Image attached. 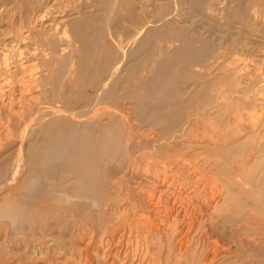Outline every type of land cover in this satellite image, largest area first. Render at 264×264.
Returning a JSON list of instances; mask_svg holds the SVG:
<instances>
[{
    "label": "bare ground",
    "instance_id": "obj_1",
    "mask_svg": "<svg viewBox=\"0 0 264 264\" xmlns=\"http://www.w3.org/2000/svg\"><path fill=\"white\" fill-rule=\"evenodd\" d=\"M38 1L40 2L41 0H38ZM81 1H83V2L80 6H78V8H79L78 9L79 12L77 13L78 17L76 19H74L73 23H71L72 34L69 35L68 33L64 32V30H63V32L66 34L64 35V37L62 39H60L64 43L63 44L60 41L62 43V44H59L61 46V50H58V41L56 39L57 34L56 35L54 34V30H56V27H55L56 24H55V25H53L55 29L53 27H50L47 30L45 29V32H44L45 35L44 36H45L46 48L42 51H40V50L36 51L37 53H33L34 51L32 52L33 59L36 60V62L38 64L33 65L34 62L32 61L33 64H31L29 62V60L24 61V59L22 58L23 53L21 54L22 57L20 59H19L20 55H18L19 56L18 60H13L11 58H9V59L6 58L3 60L0 57L1 58L0 59V157L5 155L6 153H8L5 155V157L6 156H8L9 158L11 157L12 160L14 161L13 166L9 167L7 169V172L4 173V176L0 179L1 180L0 181V193L3 191L2 194H0L1 197L3 195L2 198L0 197V199H1L0 200V214H5V218H7V221L9 220V222L12 226V233H11L12 236L14 238L15 237H22L23 240L25 241L24 244L26 246L30 245L29 239L33 238V236H30L29 234L25 233L24 231L26 229H31V231H33L34 229H38V224H40L39 218L36 217V214L37 213L43 214V213H47V212L55 210L58 213H62V212H63V214L65 213L66 217H72L71 221L67 220V223H68L67 229H76V230L80 229L81 225H78V223L81 224L83 222H79L78 215L84 216V218H87V220L84 221V222H87V223H84V225H85L84 230H86L88 232H90V231L87 229L88 226H86V225L91 224L93 226H96V224L94 225L92 222H97L99 224V230H103V231H101L102 232L101 233L102 239L100 240V242L104 243V244L107 242L108 246L114 245L115 248L120 247V248H117V250L115 251L116 253L114 254L115 258H114L113 263L118 262L119 258L123 256L122 255L123 252H124V255H126L125 258L129 259V260L131 258H133L134 256H136V253L133 252L135 255L133 257L132 256L130 257V251L128 249L126 251H124V249H123V246H125V243H135V244H137L136 246H140V244H142L146 249V254H149V256L152 255V252H156L157 256H158V261H159V262H156L157 264H217L221 258H225L226 256L231 254V251H230L231 248L230 249L226 248L227 245L223 244V242H221L222 240L219 241L220 239L213 240L214 236H215L214 234L212 235V232H213L212 229L213 228L212 227L211 228L206 227V223H205V226L202 224V221L204 222V217H205V219L211 217L210 212L213 209L212 206L215 205L213 200L209 201L207 199L209 201V203L211 201L213 203L211 202L210 203L211 205L209 204L210 205L209 209L207 207V210H203L202 207L199 205V203L196 202L197 201L196 198L194 197L195 198L194 200H196V201L192 200V198H191V195L195 196L202 186L200 184V180H199V178L202 175V171H201L200 167L198 166L199 162L197 164H190V163L187 164L188 162H186L185 159L180 158L181 155H177L176 153L171 152V149H174V150L179 149V147L182 143L180 144V142H178V141L181 140V138L185 137L187 130H188L187 129L188 127L185 128V126H187V124L183 125L182 127H179V125L183 123V122H180V121H183V120H181L182 117L184 116V115H182L183 113L180 112V114H178L176 116L174 115L175 116L174 119H170L171 114L174 112L168 113L165 111V109L166 108L168 109V107L172 108L174 106L182 107L184 109H188L190 104H189V102L183 100V99H186V98H183L184 96H186V94L184 96H182L183 99L180 96L179 82H176L178 79L180 80V78L176 79L177 75L180 74L179 73L180 71H178V73H179L178 74L176 71L177 69L174 70V68H172L173 69L172 71H176L175 73H177V75H175V73H174L173 76H176V78L174 77L176 81L174 80L175 82H172L171 84L167 81L168 78H167V80H163L165 78H163L162 73L165 70H167L168 66L170 65V61L175 62V64H177V63L179 64L180 61L178 62L177 60L179 59L180 54L183 53V50L181 49V51L179 50L178 52H175V54L171 56L172 59L170 61L167 60L164 63L162 61L161 64H159V60L153 61V63H151L152 65H151L150 69L148 71L145 70L144 72H142L139 79L137 80V82L135 81L136 79L134 80L135 82H133V83H136V84H134L133 86L130 87L132 90V94L128 96L131 98L134 97V92L144 91V90L149 91L150 85L148 83V80L153 76V81L151 82L152 83L151 88H152L155 95L150 94L151 96L147 95L145 97H143V96L137 97V99H136L137 103L133 105V109L137 110L139 113L136 112V114H135L131 111L126 112L125 110L124 111L120 110V108L122 107L121 106L122 104L120 101H122V99H123V98H120V94H122V91L120 89H119V92L120 91L121 92L120 93L117 92V93H119V97L118 96H111L112 94H110V92L113 93L115 91V87L117 88V86H118L117 85L118 84L117 77L119 75H121L120 73H121V67H122L120 62H122V60L125 59L126 55H123V57L121 56L122 59L120 61L118 60L119 63L116 62L113 65L114 67H111L113 69L111 71H109L108 73L104 74L105 65H103V67L99 68V71L97 72V74L100 77H104V80H105V77L107 78V81H105L106 84L104 85V83H103V86L101 88L99 87L100 88L98 91L99 93L96 96L91 97L85 101L84 107L82 109L70 110L69 109L70 105H69L68 101L60 103L56 100V98L58 97V94L60 95V92L58 93L56 90V85H57L56 78L58 76V60L60 59V57H61L62 61L67 59V62H69V65H64L66 68L64 67L65 70H63L61 72V76H62L61 79L62 78L66 79L64 81H68L69 79H72L74 74L76 73L77 68L75 65H77V64H75L76 62L72 64V62L74 61L75 58H79L78 66L81 69V71L86 72V70L88 68H90V66L88 64L89 63L88 56L91 53V50L89 49L86 42L82 39V37H83L82 35L85 32H87V27L83 26V25L86 21H88V23H90L93 20V18H96V17H94V15H93L94 13H91L92 15L89 14L90 16L88 17L87 16L88 13L85 14V12H84L85 9L87 8V7L85 8V6L87 4L86 1H90V0H81ZM135 1L136 0H107L106 3H104L105 1L104 2L102 1V2L105 5L108 4L109 16H111V18L112 17L117 18L120 16L121 11H124L125 8H127V7H125L126 5L132 6ZM177 1L176 0L174 1L176 3V6L179 3ZM199 1H200L199 2L200 8H198V9L200 11L198 9L197 10L195 9L194 11H196V12L199 11L200 17L203 20L209 21V23H211V24H208V22H207L208 26H204L201 28H209L211 32H214V33H209L210 35L207 36L208 37L207 38V37H204L203 36L204 33H202L200 31L203 34V35L201 34L202 37L206 38V39L201 40V46L199 49V54H200V56L204 62L205 61L208 62L209 60H213V59H219L220 60L221 58H223L225 56L224 53H226V49H225L224 53H221L222 52L221 50H220L221 52H219V53L218 52L212 53V51H216V50L214 49L211 51V48L212 47L214 48L215 46H218V48H222V43H218V44L216 43V41L218 40L217 39L218 36L216 38H215V36L220 35L221 33L222 34L226 33L229 35L231 30L233 29V26H232V22H233L232 20L233 19L234 20L238 19L240 21L241 27H243L242 29H244L246 32V29L244 28V26H245L244 24L249 23L252 20H255V18H257V15L260 16L262 11H264V0H252V1L249 0L251 3H247V4H249L247 7H244V4L246 5L247 0H228V3L225 2L227 0H199ZM77 2H78V0H77ZM147 2H149V1H147ZM53 3L54 2H52L51 5ZM57 3H58V1H57ZM187 4H189V3H187ZM14 5H18V4H14ZM32 5H34V4H32ZM89 5H91V4H89ZM96 5H98V4H96ZM119 5H120V8H119ZM158 6H162V5H158ZM192 6H193V4H192ZM174 7H175V5H174ZM50 8H51V6H50ZM52 8H51L52 10L55 9V7H52ZM48 9L49 8H47V10ZM158 9H159V7H158ZM192 9H193V7H192ZM44 10H42L41 12H38V13H40L39 15L36 14L37 17L36 16L35 17L37 18V21H36V18L34 17V20H35L34 23L37 22L39 24V22H41L42 19L44 20L45 17L48 16V12L46 11V14H47L46 15L44 13ZM141 10H139V11H141ZM91 11H92V9H91ZM100 11H102V10H100ZM162 11H164V10H162ZM184 11H185V9H184ZM31 12H33V11H31ZM55 12H56V10H54L53 14ZM60 12L61 11L59 10V13ZM172 12H173V10H172ZM172 12H171V14L167 13L168 15L159 17V18L154 19V20L149 19L150 21L143 24V26H141V27L139 26L137 29V31L139 32L138 35H137V33H135L136 31L135 32L133 31L134 32L133 34H136V37H134L131 42L129 41L130 43H127V45L128 44L129 45L126 47H128L131 50L134 48H138L142 42L141 41L142 39H140V36L148 37V36H151L152 34L153 35L154 34H156V35L161 34L162 31L172 30V28L174 26H177L176 24L178 23L177 21L174 20L173 15H172V14H176V13L175 12L172 13ZM196 12H194L195 16L197 15ZM49 13H50V11H49ZM59 13H57V14H59ZM103 13H105V12H103ZM183 15H184V13H183ZM189 15H191V14H189ZM197 16H196V18L198 19L199 17H197ZM176 17L177 16H175V18ZM68 18H71V17H68ZM73 18H75V15ZM184 19H182V20H184ZM192 19H194V18H192ZM185 20H184V22H185ZM223 20H224V22H222ZM238 20H236V21H238ZM64 21L65 20H63V23H64ZM198 21L200 23L202 20L199 19ZM28 22L31 23L33 21H31V22L28 21ZM184 22H183V24H185ZM43 24H42L43 27L46 26ZM50 25L52 26V24H50ZM93 25H95V24H93ZM105 25H106V23H105ZM105 25H103V27ZM31 26L29 25L30 28H31ZM33 26H34V24H33ZM185 26H186V24H185ZM188 26H189V24H188ZM29 27H27V28L29 29ZM105 27L103 29H105ZM180 27H181V25H180ZM38 28L40 29L42 27L38 26ZM65 28H66V26H65ZM182 28H184V27H182ZM190 28H191V25H190ZM18 29L21 30V28H18ZM34 29H36V28H34ZM58 29L59 28H57V31H58ZM197 29L198 28L196 27V30ZM108 30H109V28H107V31ZM22 31L25 32V30L22 29L21 31H19V32H21V35L23 33ZM29 31H30V29H29ZM29 31H27V32H29ZM98 31H97V33H98ZM181 31H182V29H181ZM192 31H194V29H192ZM19 32L16 34L14 33V35L19 34ZM181 33L182 32H180L179 34H181ZM184 33H183V35H184ZM206 33H205V35H206ZM27 34H23V35H26V37H27ZM35 34H36V32H35ZM109 34H110V32H109ZM192 34H194V33L192 32ZM214 34H216V35L213 36ZM243 34H245V33H243ZM21 35H18V36H21ZM59 36H60V34H59ZM59 36H57V37H59ZM61 36H62V33H61ZM189 36H191V35L189 34ZM219 38H220V41L224 40V38L221 35ZM120 39L121 38L119 37V40ZM230 40H231V37H230ZM23 41L25 42L26 40H23ZM184 41L187 42V40H184ZM158 42H160V41H158ZM179 42H183V40H181ZM186 42H185V44L188 43V42L187 43ZM1 43H3V42H1ZM12 43L14 44V42H12ZM160 43H162V42H160ZM173 43H175V42H173ZM8 45L9 44H7L6 46H8ZM240 45L243 46L244 44L242 43ZM11 46L13 47L14 45L11 44ZM122 46L124 47V45H122ZM163 46L164 45L161 44L160 47L158 48V53H159V55L161 54V57H162V53H163V51H162ZM167 46H169V44ZM172 46H173V44L170 46V48H172ZM176 46H177V44H176ZM187 46H189V45H187ZM195 46H199V44L198 45L196 44ZM232 46H235V45H232ZM17 47L18 46H16V48ZM28 47H29V45L25 49H28ZM62 47H64V49H62ZM223 47L227 48V46H223ZM1 48H2V50L7 51L5 48L3 49V47H1ZM9 48H7V49H9ZM23 48H24V46H23ZM117 48L114 50L117 51L118 50ZM170 48L168 50H170ZM59 49H60V47H59ZM68 49H69V51H68ZM122 49H124V48H122ZM175 49L176 48H174V50ZM9 50H8V52H9ZM128 50H125V52L123 54L128 52ZM146 50H148V49H146ZM222 50H224V49H222ZM229 50H230V48H229ZM191 51H193V50H191ZM12 52H14V51H12ZM17 52L19 54V53H21V50L17 51ZM3 54H2V57H3ZM97 54H99V53H97ZM115 54H117V53H115ZM215 54H216V56H214ZM5 55H7V54H5ZM27 55H28V53H27ZM8 56H5V57H8ZM32 56H30V58ZM116 57H117V55H116ZM118 57H119V59L121 58L119 55H118ZM142 57H144V56H142ZM236 57H238V56H236ZM117 58L114 61L113 60L112 61L115 62L117 60ZM192 58H193V56L191 55V58L189 57V59L186 60L187 64H191V62H193V60H195V59L192 60ZM197 58H199V57H197ZM229 58H231V57H229ZM128 59L129 58H127V60ZM137 59H140V58L137 57ZM159 59H160V56H159ZM37 60L39 62L42 61V63H39ZM70 61H72V62H70ZM125 61H126V59L123 62H125ZM136 61H138V60H136ZM139 61H141V60H139ZM218 61L216 63L217 65H218ZM133 62H135V61H133ZM186 62L183 61L182 63L186 64ZM222 62H223V60H222ZM28 63H30L31 65H28ZM70 63H71V66H70ZM209 63L208 64L206 63L205 65L209 66ZM145 64L147 65V62ZM197 64H198V62H197ZM220 64H222V63L220 62L219 66H221ZM192 65L194 67V63H192ZM123 66H124V64H123ZM196 66L197 65H195V67ZM73 67H75L76 70H74ZM182 67H183V65H182ZM144 68L147 69L148 67L146 68L144 66ZM177 68L179 70V66H177ZM187 68H189V67L187 66ZM109 69H110V67H109ZM191 69H192V67H191ZM204 70H205L204 72L206 73L207 72L206 70H208V69L206 68ZM172 71H171V73H172ZM187 71H189V70H187ZM198 71H200V69ZM191 72L192 71H190V73ZM201 72H203V71H200L199 73L201 74ZM123 74H125V73H123ZM181 74H183V73H181ZM183 75H185V74H183ZM195 75H194V77H195ZM125 78L128 79L127 77H125ZM220 78L218 80H220ZM222 78H223V76H222ZM223 79H221V81ZM198 80H200V79H198ZM211 81L213 83L216 82L215 80L214 81L211 80ZM70 82H71V80H70ZM208 83H209V81H208ZM61 85H62V83H61ZM100 85H102V84H100ZM200 85H202V84H200ZM62 86H64V85H62ZM124 86H126V85H124ZM210 87H211V85H210ZM199 88H201V87H199ZM60 89L61 88H59V90ZM124 90H126V89H124ZM187 90H190V89H187ZM197 90H198V88H197ZM60 91L62 92V90H60ZM105 93L110 94L111 97L109 95H106ZM195 94H192L191 96H194ZM229 95H231V94L229 93ZM225 96L227 97L226 94H225ZM131 98H129V99H131ZM66 99H68V98H66ZM181 99H182V102L180 103ZM80 101H83V100L80 99ZM125 105H126V102H125ZM236 106H237V104H236ZM130 107H131V104H129V109L131 110L132 108H130ZM123 109H124V107H123ZM203 109H205V108H203ZM100 110H101V112H100ZM181 111H182V109H181ZM190 113H192V111ZM203 113H204V111H203ZM235 113H238V112H235ZM188 114L189 113H187V116H188ZM193 114H194V112H193ZM193 114L192 115L189 114V115L192 117ZM197 114H199V112L198 113L196 112V115ZM212 114H214V113H212ZM132 115L135 116L134 119L131 117ZM249 117H250V114H249ZM194 118H196V117H194ZM233 118H235V117H233ZM246 118H248V117H246ZM192 119H193V117H192ZM192 119H191V121H193ZM209 119H210V117H209ZM200 120L198 119V121H200ZM188 121H189V119H188ZM238 121H240V119ZM202 122H203V120H202ZM210 122H211V120H210ZM134 123L137 125H140L141 123H145V124L150 123L152 125H161V127L162 126L163 127L161 130H159V132H156L157 128L156 129L152 128L153 132L150 130V128H149L150 131H147V130L144 131L143 130L141 132L142 129H140V127L137 128L136 127L137 125H135ZM185 123H187V122H185ZM227 124H229V122H227ZM238 124H240V123H238ZM238 124H237V126H238ZM142 125H144V124H142ZM205 125H207V124L205 123ZM218 127H220V126H218ZM245 127H247V126L245 125ZM160 128H158V129H160ZM210 128H211V126H210ZM210 128H208V129H210ZM225 128L227 129V126ZM225 128H224V130H225ZM212 129H213V127L210 129V131ZM215 129H214V131H215ZM247 129L250 130L249 127H247ZM196 130H195V132L193 130V134L198 133V132H196ZM205 130L206 129L203 130L204 131L203 134L200 133V134H202L201 136H203L206 133ZM219 130H221V129H219ZM224 130H223V132H224ZM199 131H200V129H199ZM228 131H230V129ZM251 131H252V129H251ZM251 131H250V133H251ZM140 132L143 134H141ZM234 132H232V133H234ZM217 135L215 133L214 137H216ZM204 136H206V135H204ZM224 136H225V134H224ZM11 137L16 138V140H11ZM212 137L213 136L210 137V135L206 136L204 143L208 144V147L211 146L212 143L215 142ZM225 137L227 138V136H225ZM225 137H224V140H225ZM220 138H221V140L223 139L222 137H220ZM234 138H235V142H236L237 138L236 137H234ZM228 139H229V137H228ZM230 139H232V138H230ZM217 140H218V138H217ZM193 141H195V140H193ZM225 141L224 142L222 141V143L224 145H225ZM232 141H233V139H232ZM170 142H172V143H170ZM185 144H186V142H185ZM194 147H196V146H194ZM190 149L192 150V148H190ZM10 151H13V152L9 153ZM195 152H196V150H195ZM10 154H11V156H9ZM192 157H194V156H191V158ZM252 159L253 158H251V160ZM1 160H2V158H0V161ZM12 160L10 161L11 163H12ZM192 160H193V158H192ZM210 166H211V163H210ZM235 166H236V164H235ZM1 169H3V168H1ZM213 171H214V169H213ZM0 173H1V171H0ZM241 173H242V175L246 173V167L241 168ZM209 174H211V173H209ZM208 176L212 177L211 175H208ZM213 178L214 177H212V179L211 178L210 179L213 180ZM210 179H209V181L207 180V182H205V185L208 182L211 183ZM216 181L218 182V180H216ZM212 184H213V182H212ZM209 185H211V184H209ZM213 185H216V184H213ZM217 187L218 186H216L214 188H217ZM205 188L206 187H204V190H205ZM214 188H212V189H214ZM208 191L207 192L205 191V192L208 193ZM217 191H219V193H221L220 196H222V192L220 190H217ZM215 192H216L215 189H214V193L211 192L212 194H214L213 195L214 197L217 195ZM123 193H127V194L130 193L129 195L134 200L131 201V199L130 200L127 199V201H123L125 199V198H123ZM184 194H186V196H184ZM208 194H210V191ZM223 194H225V193H223ZM202 195H204V194H202ZM218 195L216 197H218ZM124 196H125V194H124ZM122 198H123V200H122ZM208 198H211L210 195L208 196ZM200 199H202V198H200ZM199 202H200V200H199ZM204 202H206V201H204ZM204 204L205 203H203V206H206ZM123 206H126V208H127L126 213L127 214H131L133 211H135L137 213H141V214H144L145 212L150 211L149 212L150 215H153L156 219H158L160 221V223L155 224L154 222H152L153 219L149 220L148 218H146V215H148V214H145L146 220H144L143 225L136 224V222H135L136 220H134V218H135L134 216L133 217L131 216L132 219L130 216L127 217V219L126 218L124 219L123 217L116 215L117 210L121 209ZM88 209L90 210L89 214L87 211ZM118 212H120V211H118ZM95 215H96V217H95ZM142 216L144 217V215H142ZM142 216H141V218H142ZM128 218H130V220ZM1 219H4V218L1 217ZM62 219L63 218H59L58 220H62ZM124 220H126V221L123 222ZM5 221H6V219H5ZM57 222H60V221H57ZM116 222H121V223L119 224ZM197 222L201 223L199 227H197L198 226ZM6 223H8V222H6ZM105 223H111V224L105 225ZM241 224L243 226V223H241ZM55 225L57 228L62 227V225L60 223L54 224V226ZM69 225H71V228H69L70 227ZM48 226H50V225H48ZM82 227H84V226L82 225ZM6 230H7V228L5 229V231ZM230 230H231V228H230ZM35 232L37 233L38 231H35ZM93 232H94V230H93ZM38 235H40V234H38ZM2 236H4V235H2ZM35 236L36 235H34V237ZM72 236L74 238H76L75 234H72ZM247 237H248V235H247ZM5 238L3 240H5ZM11 238L9 237V239H11ZM64 238H65V236H64ZM86 238L91 240V241L93 240L92 238H89V233H88V234H84L83 236L79 235V240H77L76 242L82 243L86 240ZM248 239L249 238H247V240ZM42 241H43V239H42ZM62 242H64V241H62ZM93 242H94V240H93ZM239 242H242V241H239ZM254 242H256V241H254ZM9 243H11V242H9ZM107 243H106V246H107ZM233 245H235V244H233ZM101 247H100V249H101ZM131 248H133V247H131ZM137 248L138 247H136L135 249L137 250ZM143 253L140 254V256H139V253L137 252V255L139 256L138 258H140V259L138 260L136 258H133L132 264H135V263H133L134 260L137 261L136 263H138V264H145L143 262V259H142ZM105 256L108 257L109 255L105 254ZM155 256H156V254H155ZM110 257H111V254H110ZM254 259L256 260V259H258V257L255 256ZM160 260H162V261L160 262ZM123 264H126V262ZM152 264H154V263H152Z\"/></svg>",
    "mask_w": 264,
    "mask_h": 264
},
{
    "label": "rangeland",
    "instance_id": "obj_2",
    "mask_svg": "<svg viewBox=\"0 0 264 264\" xmlns=\"http://www.w3.org/2000/svg\"><path fill=\"white\" fill-rule=\"evenodd\" d=\"M57 1H58V3H57ZM102 1L103 2L105 1L104 3L107 2V0L86 1L87 4H86L85 8L86 7L87 8L84 11L85 14L88 13L87 14L88 17L90 15H92L91 13H94L93 15H94V17H96V18H93V20L90 23H88V21H86L83 25V26L87 27V32H85L82 35L83 36L82 39L86 42L89 49L91 50V53L88 56V59H89L88 64H89L90 68H88L86 70V72L81 71V69L78 66L79 58H75L73 62L72 61H70V62H72V64L76 62L75 64H77V65H75L77 70L75 67H73L74 70H76V73H75L76 75L74 74V76L72 78L73 80L69 79L68 81H64L66 79L65 78H62L63 80L61 79V77H62L61 72L63 70H65V68H66L64 65H69V62H67V59L62 61V59L60 57V59L58 60V76L56 78V81H57L56 90L58 93L60 92V95L58 94V97L56 98V100L60 103L68 101L69 105H70V107H69L70 110L82 109L84 107L85 101L91 97L96 96L99 93L98 92L99 89L103 86V83H104V85L106 84L105 81H107V78L105 77V80H104V77H100L97 74V72L99 71V68H101V67H103V65H105L104 74L108 73L109 71H111L113 69L111 67H114L113 65L116 62L119 63L118 60L120 61L122 59L123 55H126L125 56L126 61L123 62L125 60L124 59V60H122V62H120L122 67H121V73H120L121 75H119L117 77V82H118L117 85L118 86L116 85L117 88L115 87V91H114L115 93L110 92V94H112L111 96H118L119 97V93L122 91V94H120V98H123V99H122V101H120L122 104L121 105L122 107L120 108V110H122V111L125 110L126 112L131 111V112L136 114V112L137 113H139V112L137 110L133 109V105L137 103V100H136L137 97H139V96L145 97V96L150 95V94L155 95L152 88H151V84H152L151 82L153 81V76H152L148 80V83L150 85L149 91L144 90V91L134 92V97H132V98L128 97L129 95L132 94V90L130 87L133 86L134 84H136L133 82H135V81L137 82L141 73L144 72L145 70L148 71L152 65L151 63H153V61H155V60H159V64H161L162 61H163V63L166 62L167 60L170 61L172 59L171 56L174 55L175 52H178L179 50L181 51V49L183 50V53L180 54L179 59L177 60L178 62L179 61L180 62L181 61L186 62V60L189 59V57L191 58V55H192L193 56L192 60L193 59H195V60H193V62H191V64H187V62H186V64L185 63L183 64L182 62H181L182 64L180 62H179V64L178 63L175 64V62L170 61V65L167 68L168 71L165 70L162 73L163 78H165L163 80H167V78H168L167 81L171 84L172 82L176 81L175 80L176 76H173L174 73L176 71H177V73H178V71H180L179 72L180 74L178 73L179 75H177V73H175V75H177L176 79L180 78V80L178 79L176 81V82H179L180 96L182 98V96H184L186 94V96L183 97L186 99H183V98L182 99L184 101L189 102V104H190L188 109H184L182 107H176V106H174L172 108L168 107V109L167 108L165 109V111L168 113L174 112L171 114L170 119H174L176 115L180 114V112L183 113L182 115H184V116L181 119L183 121H180L183 123L180 124L179 127H182L183 125H186V124H187V126H185V128L188 127L187 128L188 130H187L185 137L181 138V140L178 141V142H180V144L182 143L180 145L179 149H177V150L171 149V152L176 153L177 155H181L180 158L185 159L186 162H188L187 164H189V163L190 164H197L199 162L198 166L200 167V169L202 171V175L199 178V180H200V184L202 186L195 196L191 195V198H192V200H194L196 198L197 201L196 200H194V201L199 203V205L202 207L203 210H207V207L209 209V206L211 205L210 203L212 202L211 201L209 203V201L213 200V202L215 203V205H214L215 207L212 206L213 211L211 210V212H210L211 217L207 218V219H205V217H204V222L202 221V224L205 226V223H206V227H208V228L212 227L213 228L212 229V231H213L212 235L213 234L215 235L213 240L220 239L219 241L222 240L221 242H223V244L227 245L226 248L232 249V250L230 249L231 254L226 256L225 258H221L217 264H264V11H262V13H261L262 16L257 15V18H255V20H252L251 22L244 24L245 25L244 28L246 29V32L244 29H242L243 27H241L240 21L238 19H235V20L233 19L232 20L233 21L232 22L233 29L231 30L229 35L226 33L220 34L224 38V40L220 41V38H219L220 35L214 34L213 36L216 35L215 38L218 36L217 37L218 42L216 41V43L217 44L222 43V48H218V46H215L214 48L213 47L211 48V51L215 49L216 51H212V53L213 52L219 53L221 51H222L221 53H224L225 49H226V53H224L225 56L223 58H221L220 60L219 59H213V60H209L208 62H206V61L204 62L203 59L201 58L200 54H199V49L201 46V40L206 39V38L202 37V35H203L202 33H204V35H203L204 37H207L210 35L209 33H214V32H211L209 28H201L204 26H208L207 22H208V24H211V23H209V21L203 20L200 17V14H199L200 10L198 9V8H200V5H199L200 1L199 0H178V1L176 0L177 2H179L177 4V6H176V3L174 2L175 0H172V1L171 0H155V1L154 0H136L132 6H129V5L125 6L127 8H125L124 11H121L120 16H119L120 18L119 17H117V18L112 17L111 18V16H109V12H108V8H109L108 4L105 5ZM147 1H149V2H147ZM250 1H252V0H250ZM250 1L247 0L246 5L244 4V7H247L249 5L247 3H251ZM40 2L38 0L37 1L36 0L35 1L34 0H15V1L14 0H0V44H1L0 45V57L3 60L6 58L18 60V57H19L18 55H20V57H19V59H20L22 57L21 54L23 53L22 58L24 59V61L29 60V62L31 64H33V62H34L33 65H36L38 63L36 62V60L33 59L32 52L34 51L33 53H37L36 51H38V50L42 51L46 48L45 36H44L45 35L44 34L45 29L47 30L50 27L54 28L53 25L56 24V26H55L56 30H54V34L55 35L57 34V36H59V34H60L59 37L56 36V39L58 41V50H61V46L59 44L63 43L62 40H60V39H62L66 33H68L69 35L72 34L71 23H73L74 19H76L78 17V15H77V13L79 12L78 6H80L83 1L78 0V2H77V0H53V1L52 0H43V1L41 0ZM52 2H54L53 4L55 6L53 4L51 5ZM225 2L228 3V0ZM88 3L91 5H89ZM187 3H189V4H187ZM14 4H18V5H14ZM32 4H34V5H32ZM96 4H98V5H96ZM192 4H193V6H192ZM158 5H162V6H158ZM174 5H175V7H174ZM50 6H51V8L55 7L54 10H56V12L54 14H53L54 10H52L53 8L51 9ZM157 6L159 7V9ZM192 7H193V9H192ZM47 8H49L50 10L49 9L47 10ZM119 8H120V5H119ZM183 8L185 9V11L187 10L188 12L186 11L187 12L186 13ZM91 9H92V11H91ZM195 9L196 10L198 9L199 11L196 12V11H194ZM42 10H44L45 14H46V11L48 12V16H46L44 19L45 21L42 19L41 22H39V24L37 22L34 23L35 22L34 17L36 16V14L39 15L40 13H38V12H41ZM59 10L61 11L60 13H59ZM100 10H102V11H100ZM139 10H141V11H139ZM162 10H164V11H162ZM172 10H173V12H172ZM31 11H33V12H31ZM49 11H50V13H49ZM94 11L95 12L97 11L98 13L96 12L97 13L96 14ZM103 12H105V13H103ZM171 12L176 13V14H172V15H173L174 20L178 22L176 24L177 26H174L172 28V30L162 31L161 34H157V35L152 34L151 36H148V37L140 36V39H142L141 40L142 42H141L139 47L137 46L139 49L134 48L131 50L128 47H126L129 45V44L127 45V43H130L133 40V38L136 37V34H133L135 31H136L135 33H137V35H138L139 32L137 31V29L139 26L140 27L143 26V24L150 21L149 19L154 20V19H157L159 17L168 15L167 13L171 14ZM194 12H196L197 15L199 14L198 16L196 15L197 17H199L198 19L196 18ZM57 13H59V14H57ZM183 13H184V15H183ZM189 14H191V15H189ZM74 15H75V18H73ZM175 16H177L176 17L177 19L175 18ZM68 17H71V18H68ZM192 18H194V19H192ZM182 19H184L185 22ZM199 19L202 20L200 23L198 21ZM63 20H65L64 23H63ZM236 20H238V21H236ZM28 21H30V22L33 21V22L29 23ZM36 21H37V18H36ZM183 22L186 24V26L190 30L185 26V24H183ZM222 22H224V20ZM32 23L34 24V26ZM41 23L42 24L44 23L43 25H46V26H44L45 28L42 26ZM49 23L52 24V26ZM105 23H106V25H105ZM93 24H95V25H93ZM188 24H189V26H188ZM29 25L30 26L32 25L31 28L32 27L33 28L31 29L29 27ZM103 25H105L107 28H109V30L107 31V28L105 26H104L105 29H103L104 28ZM180 25H181V27H180ZM190 25H191V28H190ZM38 26L42 27L43 29L42 28L39 29ZM65 26L67 29L65 28ZM195 26L198 28L197 30H196ZM27 27H29L30 31ZM182 27H184V28H182ZM18 28H21V30L22 29L25 30V32L22 31L23 33L21 35V32H19L21 30ZM34 28H36V29H34ZM57 28H59L58 31H57ZM181 29H182V31H181ZM192 29H194L195 32L192 31ZM26 30L29 32H27ZM33 30L36 32V34ZM63 30L66 33H64ZM17 31L19 32V34L14 35V33L15 34L18 33ZM97 31H98V33H97ZM109 32H110V34H109ZM180 32H182V33L179 34ZM192 32L194 34H192ZM61 33H62V36H61ZM183 33L185 36L183 35ZM188 33L191 36H189ZM205 33H206V35H205ZM243 33H245V34H243ZM23 34H27V37H26V35H23ZM18 35H21V36H18ZM119 37L121 38L120 40L122 42L119 40ZM230 37H231V40H230ZM23 40H26L25 41L26 43ZM181 40H183V42H179ZM184 40H187L188 43ZM158 41H160L162 43H160ZM1 42H3V43H1ZM12 42H14V44ZM173 42H175L177 44V46ZM185 42L187 44H185ZM165 43L166 44L168 43L169 46H167L168 44L166 45ZM242 43L244 44L243 46L240 45ZM7 44H9V45L6 46ZM11 44L14 45L15 47L14 46L12 47ZM161 44L164 45L163 50H162L163 51L162 57H161V54L159 55V53H158V48L160 47ZM170 44L171 45L173 44L174 47L172 46V48H170V46H171ZM196 44L197 45L199 44V46H195ZM28 45H29L28 49H25V48H27ZM122 45H124V47ZM187 45H189V46H187ZM232 45H235V46H232ZM16 46H18V47L16 48ZM23 46H24V48H23ZM120 46L124 49H122ZM223 46H227V48H225ZM1 47H3V49L5 48L7 51L2 50ZM6 47L7 48L10 47L9 48L10 50L7 49ZM59 47H60V49H59ZM115 47L118 49L117 51L114 50V49H116ZM169 48H170V50H168ZM174 48H176V49L174 50ZM229 48H230V50H229ZM62 49H64V47H62ZM146 49H148V50H146ZM222 49H224V50H222ZM8 50H9V52H8ZM20 50H21V53L18 54L17 51H20ZM125 50H128V52L123 54L125 52ZM191 50H193V51H191ZM12 51H14V52H12ZM68 51H69V49H68ZM26 52L28 53V55ZM97 53H99V54H97ZM115 53H117V54H115ZM2 54H3L4 58L2 57ZM5 54H7V55H5ZM116 55H117V57H118V55L120 57L121 56L122 57L119 59V57L117 58ZM158 55L160 56V59L162 58L161 60L159 59ZM5 56H8V57H5ZM30 56H32V57L30 58ZM136 56L140 59H137ZM142 56H144V57H142ZM214 56H216V54ZM236 56H238V57H236ZM126 57L129 59L127 60ZM197 57H199V58H197ZM229 57H231V58H229ZM116 58H117V60L115 62H113ZM136 60H138V61L141 60V61L138 62ZM218 60L222 63V64H220L221 66H219L220 62ZM222 60H223V62H222ZM133 61H135V62H133ZM217 61H218V65L216 64ZM144 62L145 63L147 62V65ZM197 62H198V64H197ZM30 63H28V65H31ZM39 63H42V61ZM192 63H194V67H195V65H197L195 67L196 69L193 67ZM206 63L207 64L209 63V66L208 65L206 66L205 65ZM123 64H124V66H123ZM182 65L184 68L182 67ZM70 66H71V63H70ZM144 66L146 68L147 67L148 68L145 69ZM177 66H179V70H178ZM187 66L190 69L187 68ZM109 67H110V69H109ZM191 67H192V69L193 68L194 69L192 70ZM172 68H174V70H176V69L177 70L172 71L173 70ZM206 68L208 70H206L207 72L205 73L204 69H206ZM199 69H200V71H203V72H201V74L199 73L200 71H198ZM187 70H189V71H187ZM171 71H172V73H171ZM190 71H192L193 73L195 72V73L194 74L192 72L190 73ZM123 73H125V74H123ZM181 73H183L185 75H183ZM194 75H195V77H194ZM222 76H223V78L224 77L225 78L223 79ZM125 77H127L128 79H126ZM219 78H220V80H218ZM198 79H200V80H198ZM221 79H223V80L221 81ZM70 80H71V82H70ZM211 80H213V81L215 80L216 82L213 83ZM208 81H209V83H208ZM61 83L64 86H62ZM100 84H102V85H100ZM200 84H202V85H200ZM124 85H126V86H124ZM210 85H211V87H210ZM199 87H201V88H199ZM59 88H61L60 90H62V92L59 90ZM197 88H198V90H197ZM119 89L121 90L120 92H119ZM124 89H126V90H124ZM187 89H190V90H187ZM117 92H119V93H117ZM108 93H105V94L110 96V94H108ZM191 93L195 94V95L191 96L192 95ZM229 93L231 95H229ZM225 94L227 95V97L225 96ZM66 98H68V99H66ZM129 98H131V99H129ZM80 99H82L83 101H80ZM182 99L180 100V103L182 102ZM125 102H126V105H125ZM128 103L131 104V107H130V108H132L131 110L129 109ZM236 104H237V106H236ZM123 107H124V109H123ZM180 108L182 109V111ZM203 108H205V109L207 108V109L205 110ZM191 111H192V113H190ZM203 111H204V113H203ZM100 112H101V110H100ZM193 112H194V114H193ZM196 112L197 113L199 112V114L196 115ZM211 112L214 114H212ZM235 112H238V113H235ZM187 113H189L191 115L193 114V116H192L193 119L189 114L187 116ZM249 114H250V117H249ZM131 117L133 119L135 118L134 115H132ZM194 117H196V118L198 117V118L196 119ZM209 117H210V119H209ZM233 117H235V118H233ZM246 117H248V118H246ZM188 119H189V121H188ZM191 119L194 122L191 121ZM198 119L199 120L201 119V120L198 121ZM239 119H240V121H238ZM202 120H203V122H202ZM210 120H211V122H210ZM184 121L187 123H185ZM227 122H229V124H227ZM205 123L207 125H205ZM238 123H240V124H238ZM142 124H144V125H142ZM237 124H238V126H237ZM244 124L247 127H249L250 130L247 129V127H245ZM135 125H137V124H135ZM140 125H137L136 127L137 128L140 127V129H142L141 132L143 130L144 131H146V130L150 131L151 130L153 132L152 128L153 129L157 128L156 132H159V130H161L163 127V126L161 127V125H152L150 123H146V124L141 123ZM210 126H211V128L213 127V129L211 131H210V129H211ZM218 126H220V127H218ZM226 126H227V129L225 128ZM149 128H150V130H149ZM158 128H160V129H158ZM208 128H210V129H208ZM224 128H225V130H224ZM243 128L244 129L246 128V129L244 130ZM199 129L201 132L199 131ZM204 129H206L205 130L206 133L204 135H206V136L210 135V137L213 136L212 138L215 141V142L213 141L214 143H212L213 146L211 145L208 147V144L204 143L206 136H204V135L201 136L204 133V131H203ZM214 129H215V131H214ZM219 129H221L222 131ZM229 129H230V131H228ZM251 129H252V131H251ZM193 130H194V132H195V130H196V132H198V133H194L197 137L193 134ZM223 130H224V132H223ZM250 131H251V133H250ZM232 132H234V133H232ZM200 133H202V134H200ZM215 133H216V135L218 134L216 137H214ZM223 133L225 134V136H227V138L224 136ZM141 134H143V133H141ZM220 137H222L223 139L221 140ZM224 137H225V140L227 142L224 140ZM228 137H229V139H228ZM234 137L237 138L236 142H235ZM217 138H218V140H217ZM230 138H232L233 141ZM11 140H16V138L11 137ZM193 140H195V141H193ZM222 141L223 142L225 141V145L222 143ZM185 142H186V144H185ZM170 143H172V142H170ZM194 146H196V147H194ZM190 148H192V150ZM195 150H196V152H195ZM11 152H13V151H10L9 153H11ZM6 154H8V153H6ZM5 155L0 157V158H2V160L0 161V167L3 168V169L0 168V171H1L0 179L4 176V173L7 172V169L9 167L13 166V163H14V161L12 160L11 157L10 158L8 156L5 157ZM9 156H11V154ZM191 156H194V157H192L193 160H192ZM251 158H253L254 160L253 159L251 160ZM11 160H12V163L10 162ZM210 163H211V166H210ZM235 164H236V166H235ZM243 167H246V173L242 175L241 168H243ZM213 169H214V171H213ZM209 173H211V174H209ZM208 175H211L212 177H214L213 180H211L212 177H209ZM209 179H210L211 183L210 182H208V183L211 185H209L208 183H207L208 185L207 184L205 185V182H207V180L209 181ZM216 180H218V182ZM212 182H213V184H216V185H213ZM216 186H218L219 188L218 187L214 188ZM204 187H206L205 190H204ZM212 188L215 189V191H216L215 193L217 195L219 194L218 197H216L217 195L215 197L213 196L214 194H212L211 192L214 193V189H212ZM216 189L220 190L222 192L223 197L220 196L221 193H219V191H217ZM208 190L210 191V194H208L209 193ZM205 191L206 192L208 191V193H206ZM2 192L0 194H2ZM201 193L204 195H202ZM223 193H225V194H223ZM124 194H125V196H124ZM129 194L123 193V198H125L126 200L125 199L123 200V198H122V200L127 201V199L128 200L131 199V201H133L134 199H132V197ZM209 195L211 198H208ZM184 196H186V194H184ZM0 197H1V195H0ZM2 197H3V195H2ZM200 198H202V199H200ZM199 200H200V202H199ZM204 201H206V202H204ZM203 203H205L204 205H206V206H203ZM126 209H127L126 206H123L121 209L117 210L116 215H119V216L123 217L124 219L125 218L127 219V217H129V216L130 217L134 216L135 217L134 220H136L135 221L136 224L143 225L144 220H146L145 214H148V215H146V218H148L149 220L153 219L152 222H154L155 224L160 223V221L158 219H156L153 215H150V213H149L150 211H147L144 214L137 213L135 211H133L134 213L130 212L131 214H127ZM87 211L89 214L90 210L88 209ZM118 211H120V212H118ZM62 214H63V212L58 213L55 210L47 212V213H43V214H40V213L36 214V217L39 218V222H40V224H38V229H34L33 231H31V229H26L24 231L25 233L29 234L30 236H33V238L29 239L30 245L32 244L31 246L30 245L26 246L24 244L25 241L23 240L22 237H15L14 238L12 236V234H11L12 233V226H11L9 220L7 221V218H5V214H0V223H1L0 224V239H1L0 243L2 242L0 244V264H123L125 262H126V264H132V259L136 258L139 260L140 258H138V257L144 251L145 252L143 253L142 259H143V262L145 264H152V263L157 264L156 262H159L157 253L152 252V255L149 256V254H146V249L142 244H140V246H136L137 244H135V243H125V246H123L124 251H126L128 249L130 251V257L131 256L133 257L135 255L134 253H136V256H134L133 258H131L129 260V259L125 258L126 255H124V252H123L122 253L123 256L121 255L122 257H120L118 260V262L119 261L120 262L119 263L118 262L113 263L114 258H115L114 254L116 253L115 251L117 250V248H120V247L115 248L114 245L108 246L107 242H106L107 243V246H106V243L104 244V243L100 242V240L102 239L101 238V233H102L101 231H103V230H99V224L97 222H92L94 225L96 224V226H93L91 224L86 225V226H88L87 229L90 231V232H88V231L84 230V228H85L84 223H87L84 221H86L87 218H84V216L78 215L79 222H83L81 224L78 223V225H81L80 229L79 230L78 229L77 230L76 229H67V227H68L67 220L71 221L72 217H66L65 213L63 215ZM142 215H144V217ZM141 216H142V218H141ZM1 217L4 219H1ZM95 217H96V215H95ZM132 217H131V219H132ZM59 218H63V219L58 220ZM5 219H6V221H5ZM128 219L130 220V218H128ZM57 221H60V222H57ZM125 221L126 220H124L123 222H125ZM6 222H8V223H6ZM57 223H60L62 225V227L57 228L56 225L54 226V224H57ZM116 223L120 224L121 222H116ZM241 223H243V226ZM110 224L111 223H105V225H110ZM197 224H198L197 227H199L201 223L197 222ZM48 225H50V226H48ZM82 225L84 227H82ZM69 226H70L69 228H71V225H69ZM6 228H7V230L5 231ZM230 228H231V230H230ZM93 230H94V232H93ZM35 231H38V232L36 233ZM88 233H89V238H92L94 240V242H93V240L91 241V240L87 239L88 237L82 243L76 242L77 240H79V235L83 236L84 234H88ZM38 234H40V235H38ZM72 234H75L76 238H74L72 236ZM2 235H4V236H2ZM34 235H36V236L34 237ZM247 235H248V237H247ZM64 236H65V238H64ZM3 237L4 238L6 237L5 238L6 241L3 240L4 239ZM9 237L10 238L12 237V238L9 239ZM40 237L43 239V241ZM247 238H249V239L247 240ZM62 241H64V242H62ZM239 241H242V242H239ZM254 241H256L257 243ZM9 242H11V243H9ZM233 244H235V245H233ZM100 247H101V249H100ZM131 247H133V248H131ZM136 247H138L137 250L135 249ZM137 252L139 253V256L137 255ZM109 253L111 254V257H110ZM105 254H108L109 256L106 257ZM155 254H156V256H155ZM255 256L258 257V259L255 260L254 259ZM161 261L162 260H160V262ZM136 262L137 261L134 260L133 263L138 264Z\"/></svg>",
    "mask_w": 264,
    "mask_h": 264
}]
</instances>
